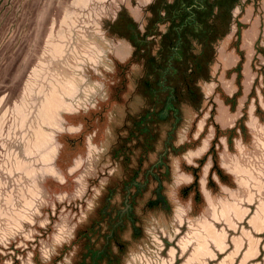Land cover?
<instances>
[{"label": "rangeland", "instance_id": "374dc122", "mask_svg": "<svg viewBox=\"0 0 264 264\" xmlns=\"http://www.w3.org/2000/svg\"><path fill=\"white\" fill-rule=\"evenodd\" d=\"M0 264H264V0H0Z\"/></svg>", "mask_w": 264, "mask_h": 264}, {"label": "crops", "instance_id": "0c3cea01", "mask_svg": "<svg viewBox=\"0 0 264 264\" xmlns=\"http://www.w3.org/2000/svg\"><path fill=\"white\" fill-rule=\"evenodd\" d=\"M211 238H212V240L214 241V243H216L217 245L218 244H220V243H222V236H221V234H219V233H213L212 232V234H211ZM200 242H202V241H200ZM202 243H204V242H202ZM183 247L185 248L186 246H185V244H183ZM202 250H205L204 248H202ZM249 260V259H248ZM247 261V260H246Z\"/></svg>", "mask_w": 264, "mask_h": 264}, {"label": "trees", "instance_id": "16d2710c", "mask_svg": "<svg viewBox=\"0 0 264 264\" xmlns=\"http://www.w3.org/2000/svg\"><path fill=\"white\" fill-rule=\"evenodd\" d=\"M215 126H216L217 129L220 130V125L216 124ZM232 129H233V128H232ZM230 130H231V129H230Z\"/></svg>", "mask_w": 264, "mask_h": 264}]
</instances>
